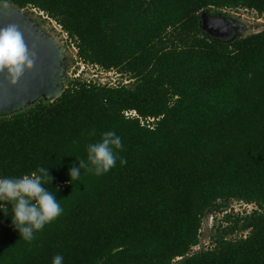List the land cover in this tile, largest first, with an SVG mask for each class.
Returning a JSON list of instances; mask_svg holds the SVG:
<instances>
[{
    "label": "trees",
    "instance_id": "trees-1",
    "mask_svg": "<svg viewBox=\"0 0 264 264\" xmlns=\"http://www.w3.org/2000/svg\"><path fill=\"white\" fill-rule=\"evenodd\" d=\"M0 3L41 11L83 63L134 80L71 79L54 101L0 117V178L49 168L44 186L63 208L28 243L0 202V264H52L57 254L63 264H264V29L224 42L198 22L204 10L264 17V0ZM106 131L127 163L70 183L69 168ZM232 200L254 207L225 212L211 246L193 251L205 215ZM233 231L243 234L227 238Z\"/></svg>",
    "mask_w": 264,
    "mask_h": 264
},
{
    "label": "clouds",
    "instance_id": "clouds-1",
    "mask_svg": "<svg viewBox=\"0 0 264 264\" xmlns=\"http://www.w3.org/2000/svg\"><path fill=\"white\" fill-rule=\"evenodd\" d=\"M30 64L28 47L22 34L13 25L0 28V70L7 69L19 74ZM122 148L121 138L114 131L103 132L98 142L87 145V160H77L79 167L69 168V182L79 180L81 170L101 176L114 168L117 160L121 166L125 165L127 160L119 156ZM46 183L51 185L52 177L49 168L44 167H38L30 175L19 178H0V202L11 205V225L19 233L20 239L28 243L63 212L56 195L44 186ZM0 212L8 216L5 210L0 209ZM63 260V256L57 254L52 264H63Z\"/></svg>",
    "mask_w": 264,
    "mask_h": 264
},
{
    "label": "water",
    "instance_id": "water-1",
    "mask_svg": "<svg viewBox=\"0 0 264 264\" xmlns=\"http://www.w3.org/2000/svg\"><path fill=\"white\" fill-rule=\"evenodd\" d=\"M200 29L227 42L241 36L244 26L231 17L213 16L208 10L198 17ZM13 25L28 47L30 66L16 74L0 70V117L10 116L42 99L52 102L65 89V54L59 43L29 16L26 9L0 3V28Z\"/></svg>",
    "mask_w": 264,
    "mask_h": 264
},
{
    "label": "rangeland",
    "instance_id": "rangeland-1",
    "mask_svg": "<svg viewBox=\"0 0 264 264\" xmlns=\"http://www.w3.org/2000/svg\"><path fill=\"white\" fill-rule=\"evenodd\" d=\"M32 20L41 27L47 34L52 36L62 48L65 54V65L67 68V74L64 81V85L74 77H78L80 80L94 81L95 83L106 84L109 86H117L123 84L130 87L133 84V79L128 74H119L118 71L103 70L97 66L83 63L77 56L75 45L70 41L66 34L60 29V27L44 14L36 10L26 9ZM229 17L236 19L237 22L244 26L241 36H246L254 32H258L264 29V17L258 15L252 10H225L222 9ZM254 206L243 205L238 201L232 200L225 208H221L217 212L208 213L202 220L201 234L199 243L193 248V251H198L203 248L211 246L212 236L216 233H221V228L225 225L221 222L222 215L226 213H245L253 209ZM232 223V222H231ZM243 233L239 231H233L229 233L227 238L239 237Z\"/></svg>",
    "mask_w": 264,
    "mask_h": 264
},
{
    "label": "built area",
    "instance_id": "built-area-1",
    "mask_svg": "<svg viewBox=\"0 0 264 264\" xmlns=\"http://www.w3.org/2000/svg\"><path fill=\"white\" fill-rule=\"evenodd\" d=\"M31 10L34 11V12H36V9H34V8H32ZM39 12L42 13L41 11H39ZM222 12H224V11H222ZM42 14H43V13H42ZM75 78H78V77H74V79H75ZM85 81H86V82H90L89 80H86V79H85ZM92 82L95 83L94 81H92ZM121 84H122V83H121ZM124 84H125V82H124L122 85H124ZM129 114H130V112L125 113V115H129ZM131 114H134V113L132 112ZM240 203L243 204V205H247V204H244V203H242V202H240ZM248 206H251V207H252L253 205H248Z\"/></svg>",
    "mask_w": 264,
    "mask_h": 264
},
{
    "label": "flooded vegetation",
    "instance_id": "flooded-vegetation-1",
    "mask_svg": "<svg viewBox=\"0 0 264 264\" xmlns=\"http://www.w3.org/2000/svg\"><path fill=\"white\" fill-rule=\"evenodd\" d=\"M213 16H216V15H213Z\"/></svg>",
    "mask_w": 264,
    "mask_h": 264
}]
</instances>
